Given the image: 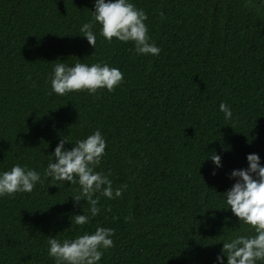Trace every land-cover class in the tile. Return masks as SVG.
Wrapping results in <instances>:
<instances>
[{"label":"trees","instance_id":"1","mask_svg":"<svg viewBox=\"0 0 264 264\" xmlns=\"http://www.w3.org/2000/svg\"><path fill=\"white\" fill-rule=\"evenodd\" d=\"M131 2L147 13L158 56L109 43L98 23L94 49L80 28L95 0H0V173L18 163L43 181L0 197V264H55L49 238L97 226L115 230L98 264H219L218 255L227 264L223 242L254 234L224 210L223 193L247 155L264 166V0ZM59 62L107 63L124 80L113 92L57 95L50 79ZM96 130L107 143L96 171L127 188L101 196L100 213L81 226L72 217L90 216V206L72 199L79 185L43 173L62 138L71 150Z\"/></svg>","mask_w":264,"mask_h":264},{"label":"clouds","instance_id":"2","mask_svg":"<svg viewBox=\"0 0 264 264\" xmlns=\"http://www.w3.org/2000/svg\"><path fill=\"white\" fill-rule=\"evenodd\" d=\"M93 18L80 28L88 43L95 49L96 34L94 26L100 25V35L109 43L115 38L120 42H132L135 51L140 55H159L161 49L150 40L147 13L137 8L131 0H95ZM94 54V52L92 53ZM124 80V73L107 63L77 62L69 66L64 62L54 65L50 79L52 93L67 95L71 92H88L95 96L100 89L113 92ZM51 94V93H50ZM225 119L232 118V111L225 103L219 105ZM69 143L62 138L44 170V177L53 181L78 184L76 195L72 196L78 206L81 200L90 206L89 215L76 214L72 217L76 225H85L90 217L97 216L100 197L120 198L127 184L113 188L109 179L110 172L105 174L96 171L101 164L107 147L100 130L85 139L77 140L71 150L65 148ZM210 158L214 165L222 167V158L213 151ZM248 167L233 170L230 179L236 182L224 192L227 208L254 230L253 235H237L223 242L222 253L227 257V264H258L264 262V166L258 154L247 155ZM215 175V172H213ZM41 174L34 169L15 164L9 171L0 173V197H14L17 193H30L37 183H42ZM56 185V184H53ZM57 186V185H56ZM106 211H111L108 206ZM131 217H125L130 220ZM115 230L97 226L94 233L84 232L74 239H48V255L55 264H98L105 251L113 248L112 237ZM219 264H224L223 257L218 255Z\"/></svg>","mask_w":264,"mask_h":264}]
</instances>
